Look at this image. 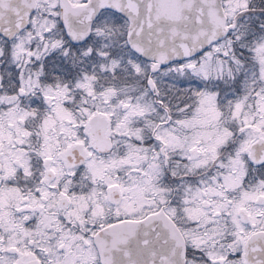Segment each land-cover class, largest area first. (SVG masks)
Instances as JSON below:
<instances>
[{
  "label": "snow or ice",
  "instance_id": "snow-or-ice-1",
  "mask_svg": "<svg viewBox=\"0 0 264 264\" xmlns=\"http://www.w3.org/2000/svg\"><path fill=\"white\" fill-rule=\"evenodd\" d=\"M0 264H264V0H0Z\"/></svg>",
  "mask_w": 264,
  "mask_h": 264
}]
</instances>
